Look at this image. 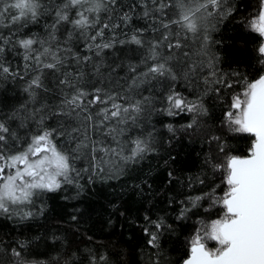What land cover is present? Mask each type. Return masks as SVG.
<instances>
[{
    "label": "snow or ice",
    "instance_id": "snow-or-ice-1",
    "mask_svg": "<svg viewBox=\"0 0 264 264\" xmlns=\"http://www.w3.org/2000/svg\"><path fill=\"white\" fill-rule=\"evenodd\" d=\"M151 4L149 8L145 0H140L142 17L152 21L153 38L147 41L145 29L141 28L131 30L130 35L123 32L125 38H119L133 17L130 12L119 11L118 0H60L49 13L52 23L47 29L48 40L0 36V77L24 79V74L31 71L33 75L24 91L33 101L37 90L53 91L59 102L50 110L61 118L55 127L44 126L46 116L41 115L38 130L24 141L0 122V214L27 220L35 215L28 206L34 205L41 193L56 192L64 184H78L75 177L81 172L88 173L92 182L106 170L112 157L124 164L139 162L153 150L149 143L133 139V146L125 154V142L119 139L127 132L122 126L129 121L135 124L151 104L150 98H140L137 90L152 81L175 82L181 75L191 80L194 74L208 68L201 77L204 94L215 92L220 98L221 87L232 90L227 93L230 103L223 112V127L234 135L246 134L253 139L248 154L241 156L230 154L220 136L211 137L221 155L206 159L205 164L212 180L218 182L207 184L206 179L197 177L205 188L200 195L189 196L188 203L179 210L178 219H186L189 212L202 207L201 202H207L203 211L209 214L198 222L186 241L188 255L183 264H264V74L249 80L238 72L220 73L215 57L209 55L207 24L217 10H222V0H176L175 4L172 0H151ZM169 9H175V14L169 15ZM46 12L41 0H0V20L8 19L4 27L12 36L17 26L38 23ZM247 25L261 38L256 52L258 63L264 65V0H260L257 14ZM62 29L67 33L64 40L57 35ZM76 36L84 39L86 51L93 55L80 56L72 51L71 42ZM193 38L200 41L197 55L207 60L191 61L187 42ZM117 44L147 49L139 63H128L124 76L119 72L123 62L106 60V52ZM10 49L22 56L24 74L14 71L5 61ZM229 75L238 79L231 80ZM45 79H50L51 87ZM166 101L169 116L193 114L192 122L186 125L189 129L197 117L207 114L202 96L188 99L171 84ZM169 131H174L171 126ZM21 143L24 146L18 147ZM82 157L88 164L77 169L73 161ZM149 225L144 228L149 237L147 244L156 250L150 264H170L161 244L163 221H149ZM209 241L215 246L210 247ZM12 255L15 264H31L16 249H12ZM64 264L69 261L66 259ZM90 264H98L94 255Z\"/></svg>",
    "mask_w": 264,
    "mask_h": 264
},
{
    "label": "trees",
    "instance_id": "trees-1",
    "mask_svg": "<svg viewBox=\"0 0 264 264\" xmlns=\"http://www.w3.org/2000/svg\"><path fill=\"white\" fill-rule=\"evenodd\" d=\"M41 2L48 12L41 15L38 23H29L22 28L17 26L15 36H12L10 29L4 27L8 23L4 18L0 20V36H11L13 40L27 37L48 40L47 29L52 23L49 13L60 0ZM145 2L149 8L152 7L151 0ZM175 2L172 0L173 4ZM118 3L120 12H130L133 17L119 38L124 39L123 32L130 35L136 28L145 29L146 41L153 38L152 21L142 17L144 9L140 0H118ZM259 8L260 0H222V10H217L209 18L208 52L215 57L220 73L238 72L249 80L264 74V65L258 63L256 52L261 38L247 27V21L257 14ZM229 10L231 14H228ZM168 11L169 15L176 12L175 9ZM101 16L107 22L103 13ZM57 35L61 40L67 37L63 29ZM107 35L111 36V33ZM187 43L191 61L208 59L197 55L199 40L193 38ZM84 45V39L76 36L71 42L72 51L80 56L93 55L86 51ZM146 53V48L117 44L105 55L108 63L123 62L124 67L119 72L124 76L128 63H139ZM4 59L10 62L14 71L24 74V61L16 50L10 49ZM208 71L204 68L191 80H185L181 75L175 82L152 81L137 90V95L149 97L151 104L137 117L135 124L129 121L122 126L127 132L119 139L125 142V154L133 146V139L149 143L153 150L139 162L124 164L117 157H112L106 170L93 177L92 182H89L88 173L81 172L79 177H75L78 184H64L56 192L41 193L35 204L28 206L35 215L27 220L0 214V264H15L12 249L21 252L27 261L34 264H64L66 259L69 264H90L93 255L98 264H150V257L154 258L156 250L148 247L149 237L144 233L145 227H151L149 221H163L165 230L161 244L167 260L170 264H182L188 255L186 241L198 222L207 219L209 214L203 211L207 202H201L202 207L193 209L186 219H178L179 210L188 203L189 196L200 195L205 188L198 183L197 177L206 179L207 184L218 182L212 180L211 170L205 164L206 159L221 155L217 142L211 141V137L220 136L230 154L241 156L248 154L253 139L246 134L234 135L223 127V112L230 103L227 93L232 90L221 87L220 98L215 92L204 94L205 85L201 77ZM31 75L33 73L29 71L24 74V79L0 77V122L6 123L21 141L29 139L38 130L37 122L41 115L46 116L44 126L55 127L61 119L53 116L50 110L59 102L53 91L37 90L35 101L24 91ZM227 78L238 79L231 75ZM45 83L51 87L50 79H45ZM170 84L188 99L202 96L207 114L197 117L190 129L186 125L192 122L193 114L169 116L165 111ZM42 108L43 111H37ZM169 126L173 132L169 131ZM23 146V143L18 145ZM73 163L77 169H82L88 160L82 157ZM209 246L213 247V244ZM101 256L105 259L100 260Z\"/></svg>",
    "mask_w": 264,
    "mask_h": 264
},
{
    "label": "rangeland",
    "instance_id": "rangeland-1",
    "mask_svg": "<svg viewBox=\"0 0 264 264\" xmlns=\"http://www.w3.org/2000/svg\"><path fill=\"white\" fill-rule=\"evenodd\" d=\"M254 16H255V15H254ZM251 18H252V17H251ZM251 18H250V19H251ZM250 19H249V20H250ZM247 27H248V25H247ZM248 29H249V27H248ZM208 243H209V244H213V247L215 246V245H214V242H212V241H209ZM31 264H34V263H31Z\"/></svg>",
    "mask_w": 264,
    "mask_h": 264
},
{
    "label": "water",
    "instance_id": "water-1",
    "mask_svg": "<svg viewBox=\"0 0 264 264\" xmlns=\"http://www.w3.org/2000/svg\"><path fill=\"white\" fill-rule=\"evenodd\" d=\"M187 258V257H186ZM182 264H183V262H182Z\"/></svg>",
    "mask_w": 264,
    "mask_h": 264
}]
</instances>
